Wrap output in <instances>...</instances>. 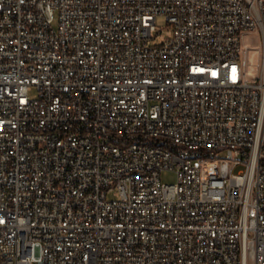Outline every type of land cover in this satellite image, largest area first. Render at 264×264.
<instances>
[{
  "label": "built area",
  "instance_id": "obj_1",
  "mask_svg": "<svg viewBox=\"0 0 264 264\" xmlns=\"http://www.w3.org/2000/svg\"><path fill=\"white\" fill-rule=\"evenodd\" d=\"M0 264H264V0H0Z\"/></svg>",
  "mask_w": 264,
  "mask_h": 264
},
{
  "label": "rangeland",
  "instance_id": "obj_2",
  "mask_svg": "<svg viewBox=\"0 0 264 264\" xmlns=\"http://www.w3.org/2000/svg\"><path fill=\"white\" fill-rule=\"evenodd\" d=\"M157 26L161 32L158 33L157 35H155V38L152 41V44H154V45H159V44L163 43L164 37L166 36V32L169 29V25H168V23L164 17L158 18ZM53 27L54 28L58 27V21H56L54 23ZM252 44H255V45L259 44V39H258L257 35L256 34L246 35L243 39V45L246 46V45H252ZM32 95L34 96L35 93H33ZM203 168L205 170H208L210 173L213 172L211 163H209V162H204ZM161 182L165 185H175L178 182V176H177L176 172H174V171H164L161 174ZM109 198L110 199H118V194L115 192L110 193Z\"/></svg>",
  "mask_w": 264,
  "mask_h": 264
},
{
  "label": "bare ground",
  "instance_id": "obj_3",
  "mask_svg": "<svg viewBox=\"0 0 264 264\" xmlns=\"http://www.w3.org/2000/svg\"><path fill=\"white\" fill-rule=\"evenodd\" d=\"M256 56V52H253L251 55V59L254 60V57Z\"/></svg>",
  "mask_w": 264,
  "mask_h": 264
}]
</instances>
